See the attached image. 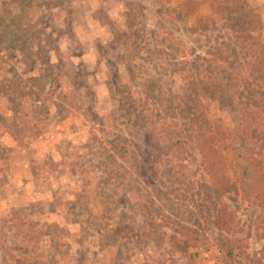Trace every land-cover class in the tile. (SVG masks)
<instances>
[{"label": "rangeland", "instance_id": "obj_1", "mask_svg": "<svg viewBox=\"0 0 264 264\" xmlns=\"http://www.w3.org/2000/svg\"><path fill=\"white\" fill-rule=\"evenodd\" d=\"M247 1L264 26V0ZM212 4L0 0V264H222L215 207L241 239L237 259L264 264L262 208L238 190L211 203L194 139L183 136L192 60L223 32L222 22L201 29ZM199 101L216 166L234 179L246 166L234 115L224 101ZM12 174L22 187L30 176L48 184L38 199L8 198ZM175 231L186 251L169 242Z\"/></svg>", "mask_w": 264, "mask_h": 264}, {"label": "trees", "instance_id": "obj_2", "mask_svg": "<svg viewBox=\"0 0 264 264\" xmlns=\"http://www.w3.org/2000/svg\"><path fill=\"white\" fill-rule=\"evenodd\" d=\"M212 0L213 12L210 17L199 20L201 29L216 28L219 22L223 32L214 40V45L207 46L204 55L195 54L192 64L196 73L188 80L183 89V107L180 114L186 127L183 129L185 139H194V147L199 160L204 163L208 179L204 178L205 193L208 199H215V206L221 197L232 190H238L241 198L253 205H259L264 213V40L262 38L263 21L258 10H254L247 0ZM224 5V6H222ZM216 30V29H214ZM210 42L209 36H205ZM215 62L219 65L215 66ZM217 63V64H218ZM200 97L228 103L227 110L235 118V137L241 157L245 161V170L235 172V178L220 171L213 159L217 151V139L209 133V121ZM194 103V105H192ZM202 105V104H201ZM196 110V111H195ZM180 131V130H179ZM175 132V131H173ZM181 135V132L179 133ZM166 201L168 200L167 198ZM206 199V196H205ZM212 203V201H211ZM208 210V209H207ZM213 217L216 228L214 237L216 247L225 257L222 264H242L237 259L236 249L240 248V238L233 237L229 221L224 220L222 213ZM264 217V215H263ZM180 235L203 234V229L180 228ZM255 234L264 239V227ZM176 234L171 235L169 242L181 251H186L189 239L181 240ZM231 234V237L227 233ZM196 238V237H195ZM151 240H154L152 237ZM238 243V244H237ZM264 256V245L256 251ZM254 262H258V258Z\"/></svg>", "mask_w": 264, "mask_h": 264}, {"label": "crops", "instance_id": "obj_3", "mask_svg": "<svg viewBox=\"0 0 264 264\" xmlns=\"http://www.w3.org/2000/svg\"><path fill=\"white\" fill-rule=\"evenodd\" d=\"M251 1L254 3L253 0H251ZM255 1H257V0H255ZM27 124L29 126H31V128L33 130L36 129V126H34V124H35L34 121H30V123H27ZM2 127L6 129V130H4V132H6V134H8L9 133L8 132V127H4V126H2ZM4 135H5V133H4ZM28 178H30V180H28V182L26 181L25 184H24V187H22L23 186V179L18 177L17 174L10 175L8 177V180L6 182H4V184L2 186V188L5 189L4 190L5 193H7V197L8 198L9 197L10 198L11 197H16L17 193H19V194L23 193L21 196H24L26 194L27 196L30 195V196L34 197V199H38L39 196L42 193V189H41L42 185H44V186L47 185L48 184V180H46V182L43 183V178H39V177H36V176L35 177H31L30 176ZM11 191H15L16 193H9Z\"/></svg>", "mask_w": 264, "mask_h": 264}]
</instances>
